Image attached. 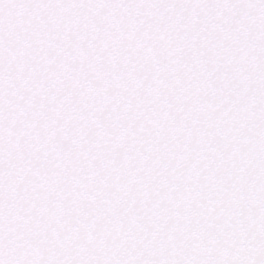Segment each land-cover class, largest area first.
Instances as JSON below:
<instances>
[{"label":"snow or ice","instance_id":"snow-or-ice-1","mask_svg":"<svg viewBox=\"0 0 264 264\" xmlns=\"http://www.w3.org/2000/svg\"><path fill=\"white\" fill-rule=\"evenodd\" d=\"M0 264H264V0H0Z\"/></svg>","mask_w":264,"mask_h":264}]
</instances>
